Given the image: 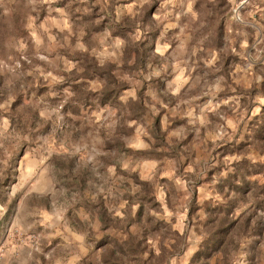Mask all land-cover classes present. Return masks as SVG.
<instances>
[{"label":"rangeland","instance_id":"1","mask_svg":"<svg viewBox=\"0 0 264 264\" xmlns=\"http://www.w3.org/2000/svg\"><path fill=\"white\" fill-rule=\"evenodd\" d=\"M5 173L0 264H264V0H0Z\"/></svg>","mask_w":264,"mask_h":264},{"label":"trees","instance_id":"2","mask_svg":"<svg viewBox=\"0 0 264 264\" xmlns=\"http://www.w3.org/2000/svg\"><path fill=\"white\" fill-rule=\"evenodd\" d=\"M146 43H147L146 40H144L143 42H141V45L145 46ZM127 50H129L128 47L125 50V52H126V53H124L125 56H126V54L129 53V52H127ZM133 52L135 53V56H134L132 65L130 66L131 69L136 68L138 65H141L142 63H144L143 58L147 57L145 55V52H143V51L138 52V49H136V48H134ZM93 73H96L98 75V77H100V78L103 76V79H104L103 80V86L100 89V91L98 92L99 103L105 104V103H109V102H114L116 99L118 91L123 89L125 87V84L121 83V82L119 83V82H117V80L115 78H113V76L111 74V69L109 66L96 67V68H94ZM138 109H140L139 105H138ZM7 177H8V174L5 173V175H3V179L2 180L0 179L1 180L0 185H3L5 183V181H7ZM141 185H143V184H141ZM97 217H98V221L101 223L102 227H107L108 225H111L109 223V219L106 218V216H105V212H104L103 208L100 206L97 210ZM134 249H135V246H134Z\"/></svg>","mask_w":264,"mask_h":264}]
</instances>
